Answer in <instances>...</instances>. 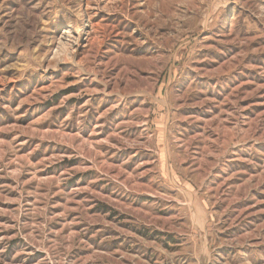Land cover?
Instances as JSON below:
<instances>
[{
    "label": "rangeland",
    "instance_id": "obj_1",
    "mask_svg": "<svg viewBox=\"0 0 264 264\" xmlns=\"http://www.w3.org/2000/svg\"><path fill=\"white\" fill-rule=\"evenodd\" d=\"M0 264H264V0H0Z\"/></svg>",
    "mask_w": 264,
    "mask_h": 264
}]
</instances>
